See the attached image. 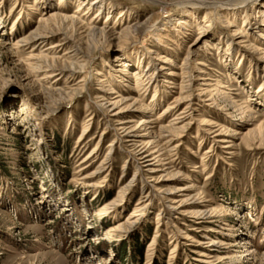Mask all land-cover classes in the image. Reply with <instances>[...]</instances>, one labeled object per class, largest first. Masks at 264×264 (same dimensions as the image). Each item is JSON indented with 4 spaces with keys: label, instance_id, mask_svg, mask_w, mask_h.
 I'll list each match as a JSON object with an SVG mask.
<instances>
[{
    "label": "rangeland",
    "instance_id": "374dc122",
    "mask_svg": "<svg viewBox=\"0 0 264 264\" xmlns=\"http://www.w3.org/2000/svg\"><path fill=\"white\" fill-rule=\"evenodd\" d=\"M38 1L0 0V264H203L194 261L198 252L211 253L212 264H264V0L233 3V16L224 9L229 0H105L115 11L109 18L99 13L97 27L122 14L113 46L76 37L86 65L73 79L57 82L37 77L35 68L42 53L60 58L70 51H47L62 37L20 41L51 12L77 15L86 27L97 13L74 14L84 0H65L61 7L60 0ZM204 1L205 7L197 5ZM189 11L192 25L180 29ZM134 24L141 31L130 37L124 31ZM240 31L257 51L241 43ZM200 34L204 45L189 57ZM157 55L169 60V69L187 62L203 71L194 74L202 80L193 95L207 84L202 88L226 97L214 96L213 105L207 95L194 100L193 125L170 146L180 144L170 153L172 168L150 173L122 142L119 119L97 98L100 78L109 94L139 99L135 89L147 90L131 111L136 124L142 115L156 120L152 127L171 123L173 114L164 118L162 112L179 90L167 83L168 70L155 64L151 88L135 86L132 78L144 75ZM83 80L85 90L68 99ZM87 124L86 139L78 143ZM208 129L223 134L213 139ZM112 142L108 165L99 171ZM169 173L175 177L167 179ZM183 200L189 204L178 207ZM191 209L207 212L203 224L183 215ZM160 220L164 225L157 227Z\"/></svg>",
    "mask_w": 264,
    "mask_h": 264
},
{
    "label": "bare ground",
    "instance_id": "6f19581e",
    "mask_svg": "<svg viewBox=\"0 0 264 264\" xmlns=\"http://www.w3.org/2000/svg\"><path fill=\"white\" fill-rule=\"evenodd\" d=\"M40 1L41 0H39L38 2ZM45 1H48V0H45ZM64 1L65 0H60L61 4H58V7H61ZM67 1L68 0H66V2ZM146 1H152V2L159 3V4H165L163 0L161 1L146 0ZM249 1H252V0H229L225 3L227 8H224V9L226 10V12H228L227 13L228 15L233 16L236 14V10H237L235 9V4L233 3H240L244 5L246 2H249ZM205 3H206L205 1L197 2V5L201 7H205L203 6V5H206ZM228 6H231V7H228ZM64 9H66V7H64ZM91 9H96L97 14L96 16H94L93 19L89 20L87 27L78 20L77 15L67 16V15H64V13L62 14V12L58 13L57 11H54V12L49 13L44 18L41 17L42 19H40L38 26L31 32L29 31L30 33L22 41H20L24 45H27L30 42H33V43L45 42L49 36H52V37L57 36V37H62L61 40L57 43H51L46 48L47 51L55 50L58 48L59 50H61L60 48L66 47V46L70 49V51L64 53L62 57L60 58L56 56L48 58L47 54L42 53V56L41 57L39 56L40 58L36 59L38 62H40V65L35 68L37 77L42 76L43 80H49L51 78V79H54L55 82H57V81H62L65 78L73 79L77 73H80V71L85 67L86 61L84 59L85 55L82 53L80 49L81 47L77 45L79 41L77 42L75 38L79 37L81 34L92 38V40L94 38L101 39L105 43H107L109 47L113 46V41L117 39L116 36L118 35L117 31L115 30V28L117 27L115 24L118 21V19L122 17V14L120 13L119 16L117 17L118 19H116L111 25L108 24L110 19H107L102 22L101 24L102 27H97L96 20L99 17V13L106 12L107 17L109 18L111 14H113V12L115 11V9H113L111 4L108 5L105 3V0H84L75 9L74 14H81L84 12L83 16H85L89 13ZM206 15L207 14L205 13V16ZM192 18H194L193 12L189 11V13H187V15L178 22L179 28L184 30L185 26L192 25V22H191ZM242 23L243 25L245 24L244 22ZM243 25L242 27H244ZM147 28L148 27H146V29ZM139 31H141V26L139 24H134L133 27H130V26L127 27L124 32L128 34V36L133 37L135 36L134 33H137ZM238 36L242 38L244 36V32L240 31ZM158 37H160L159 34H157V38ZM241 43L242 44L244 43L245 45L250 46V47L252 46V43L249 40V37H246V36L243 37V40ZM100 45L101 43L100 44L98 43V46L95 49L97 48L100 49L101 48ZM203 45H204L203 36L202 34H200V36L196 39L195 43L193 44V48H191L192 50H195V52L188 53L189 57L191 55L195 56V53L197 52L196 50H199L200 48H202ZM253 48L254 50L257 51L256 47H253ZM88 52H91V51L89 50ZM152 59L153 61L148 63L147 65L148 69L146 70L144 75H140V74L132 75V78L135 80L134 85L151 88L152 85L157 84V79L154 77V75L156 74V70H157V68L154 67L155 64L156 65L160 63L166 64V65L160 64L158 66L161 67L160 68L161 70H168V73L170 74V76H172V78L168 79L167 83L171 85L173 88H177L179 90V95L176 99H174L175 100L174 103L168 106L166 110L162 112V115L164 118L169 116L170 114H173L175 118L172 120L171 123L165 126H162L163 125L162 124L161 126L156 125V127H152V124L156 123V120L142 115V119L136 124V121H134L135 116H132L133 112L131 111L135 108V105H137V103L139 102V99L144 98L147 93V90L143 91L141 90V88L135 89L136 92L141 94L139 99L137 97L138 94L136 97L135 96L125 97L123 95L117 96L115 95V93H112V94L107 93L106 90H108L107 89L108 85L106 86V83H105L106 80L104 78L103 79L100 78L99 85L101 89H100V93H98L99 98H97V100L100 99V102H102L101 107H103V102H105V104L109 106L106 109V111L109 113H113V116L118 118L119 122H121L120 128H119L120 130L119 135L123 143L130 145L128 146L131 149L130 154L135 158L138 165H141V166L143 165L145 166V168H148L147 171H149L150 173H155V172H160V171L166 172L168 171V169L172 168V166L167 168L168 165H171L170 153L173 152L178 146H180V144H178V146L177 145L173 147H170V146L172 143H174L175 140L179 141L180 143V141H182L183 139L184 133L193 125V122L195 120L193 118V112L195 111V108L197 105L194 103V100H198L201 97H205L207 95L209 97H208V100H206V102H212L210 105H213L215 104L214 96H225V94H223L222 92L220 93L219 90L211 91L209 89H204L202 88L203 87L202 85H207V84H200V86H198L196 90L197 94L193 95L192 89L194 88V84H196L198 80H202L199 78L198 80L197 78L194 79L195 77L194 74L203 73L202 70H200L196 66L190 67V64L187 62H184L180 67L176 69H171V68L169 69L167 67V63H169V60H167V58L161 55H157V57L152 58ZM262 59H264V57ZM186 60L188 61V58H186ZM141 64L142 62L139 61L138 68L141 66ZM120 67L123 68L122 70H120L121 73H127V70L123 65H121ZM153 67H154V70L152 71ZM95 73L98 74L99 77H103L102 73H98V72H95ZM175 77L176 78L178 77V79L181 80V83L178 84ZM84 90H85V84L83 80L77 83L74 89L70 88V92H69L70 96L68 97L66 96V97L68 99H71L79 95L80 93H82ZM111 90H114V89H111ZM52 91L55 92L56 90L54 89ZM60 94H62V92H60ZM153 102L156 104L155 97H154ZM181 106H184L181 109V112L176 113L177 108ZM204 123L206 125L213 126V124L209 123V121H204ZM85 128L86 129H84L83 132H81V135L77 140L78 143L86 139V135H87L86 130L88 129V124L85 126ZM137 131H139L142 134L137 136L136 134ZM206 132H208L209 134H214L213 139L223 134L222 131L221 132H218V131L211 132L210 129L206 130ZM220 143L222 144L231 143L230 145H227L226 147L227 148L234 147V145L232 144L233 143L232 141H227L223 139L220 141ZM113 147H115V145H113V142L107 147L109 148V152L105 156L104 158L105 160L104 161L102 160L103 162H101V164L99 165V171L101 169H104V166L108 165L106 162L110 158L109 155H110V152H112ZM93 151L94 150H91L90 152L93 153ZM93 155H97V154H93ZM135 171L136 172L134 173L132 180H134L135 175L137 174V172H139L138 170H135ZM94 174H96V171L92 173L91 176H93ZM165 176L168 177L167 179H170L174 175L172 173H169V174H166ZM129 186L130 185L128 184L120 188V191H118L117 201H120L123 198V195H125V192L128 190ZM179 191H182V190H179ZM179 191L177 190L176 193H179ZM173 193L174 192H171L170 195ZM144 197H148V196L145 195ZM145 202L147 201L145 200ZM113 203H111L110 205L113 206ZM175 203H178V202H175ZM188 204H189L188 200H183L180 202V205L178 207H183L184 205H188ZM145 205L146 204L142 206V209L145 208ZM175 209H177V207ZM104 213L105 212H101V214H104ZM183 215L191 216L192 218L197 220L198 224H203L204 223L203 220L205 219V216H207L208 214L203 209H191V210L184 211ZM138 216H140V214H136L134 217H138ZM161 222L162 221L160 220L157 227L159 226L161 227L164 225ZM131 225H133V223L128 222V226H131ZM155 237L153 241L155 240ZM215 245L216 243L213 242L210 245V247H215ZM195 254H197L198 257H196L194 261L203 263V264H212L211 253L207 254L204 252H198ZM217 264H221V262L219 261Z\"/></svg>",
    "mask_w": 264,
    "mask_h": 264
}]
</instances>
